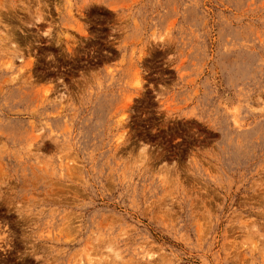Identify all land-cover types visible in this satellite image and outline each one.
I'll use <instances>...</instances> for the list:
<instances>
[{
  "label": "rangeland",
  "instance_id": "374dc122",
  "mask_svg": "<svg viewBox=\"0 0 264 264\" xmlns=\"http://www.w3.org/2000/svg\"><path fill=\"white\" fill-rule=\"evenodd\" d=\"M0 42V264H264V0H0Z\"/></svg>",
  "mask_w": 264,
  "mask_h": 264
},
{
  "label": "clouds",
  "instance_id": "9594fccd",
  "mask_svg": "<svg viewBox=\"0 0 264 264\" xmlns=\"http://www.w3.org/2000/svg\"><path fill=\"white\" fill-rule=\"evenodd\" d=\"M0 43H2V42H0ZM49 56H51V55H49ZM54 59V58H53Z\"/></svg>",
  "mask_w": 264,
  "mask_h": 264
}]
</instances>
